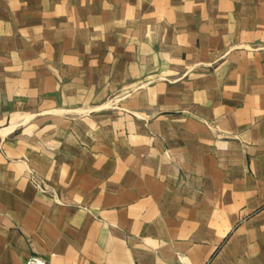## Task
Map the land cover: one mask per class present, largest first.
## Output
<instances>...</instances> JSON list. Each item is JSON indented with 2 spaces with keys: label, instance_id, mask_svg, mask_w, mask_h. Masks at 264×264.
Wrapping results in <instances>:
<instances>
[{
  "label": "crops",
  "instance_id": "0c3cea01",
  "mask_svg": "<svg viewBox=\"0 0 264 264\" xmlns=\"http://www.w3.org/2000/svg\"><path fill=\"white\" fill-rule=\"evenodd\" d=\"M264 264V0H0V264Z\"/></svg>",
  "mask_w": 264,
  "mask_h": 264
},
{
  "label": "built area",
  "instance_id": "2783aa9c",
  "mask_svg": "<svg viewBox=\"0 0 264 264\" xmlns=\"http://www.w3.org/2000/svg\"><path fill=\"white\" fill-rule=\"evenodd\" d=\"M26 264H51V263L47 259L33 254L28 258Z\"/></svg>",
  "mask_w": 264,
  "mask_h": 264
}]
</instances>
